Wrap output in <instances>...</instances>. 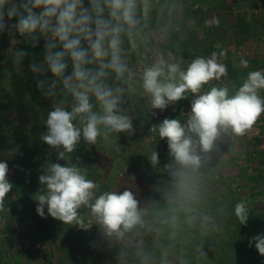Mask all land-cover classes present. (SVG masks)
<instances>
[{
    "label": "clouds",
    "instance_id": "9594fccd",
    "mask_svg": "<svg viewBox=\"0 0 264 264\" xmlns=\"http://www.w3.org/2000/svg\"><path fill=\"white\" fill-rule=\"evenodd\" d=\"M137 7L138 0H88V6L84 0H0V32L14 29L33 47L41 37L45 39L43 62L31 63L29 70L39 76L50 72L53 77L51 81L37 80V88L54 101L44 121L47 132L40 139L58 150V159L73 153L81 137L94 145L109 132L132 134L131 118L122 114L119 96L104 80L109 71L123 77L128 70L121 55L122 36L127 35L132 42L140 23ZM143 11H148V0H143ZM13 18L17 22L9 24ZM204 23L210 27L219 20ZM27 55L16 50L14 64L19 65ZM69 62L71 73L66 74ZM241 64L248 67L247 60ZM227 74L216 52L208 58L197 56L187 67L160 59L143 71L142 88L153 109L164 110L188 94L194 97L186 121L165 118L158 125L159 138L166 139L173 160L165 167L172 169L177 187L183 191H192L190 174L201 167V154L219 151L217 142L225 135L243 136L264 113V98L259 95L264 90V70L250 71L238 87L225 84L202 91ZM67 97H71L70 106H66ZM97 105L99 111L94 110ZM150 161L153 166L159 163L157 152ZM8 172L7 162L0 161V209L13 189ZM38 179L44 191H37L33 199L42 218H46L47 207L52 218L83 227L79 209L87 206L109 236H122L141 223L142 213L133 192L105 191L97 196L100 185L77 166L51 163ZM234 213L240 224L246 225L249 216L244 201L235 205ZM253 243L264 256V233L251 237L249 246Z\"/></svg>",
    "mask_w": 264,
    "mask_h": 264
},
{
    "label": "rangeland",
    "instance_id": "374dc122",
    "mask_svg": "<svg viewBox=\"0 0 264 264\" xmlns=\"http://www.w3.org/2000/svg\"><path fill=\"white\" fill-rule=\"evenodd\" d=\"M190 1L188 0L187 5L173 6L172 4L176 2L169 3L171 2L170 0H148V11L145 14L143 11V0H138L137 16L140 23L134 32L132 42L130 43L127 35L122 36L121 55L128 70L123 77H117L113 73L111 79L107 76L104 81L119 96L120 101H127V107H124L122 103H120L119 107L122 110V114L128 115L131 118L133 124L131 135L127 132H109L104 141L111 149V154H118L121 160L120 173L122 174L113 172L109 174L108 178H102L99 181L93 179L94 182L100 185L96 190L97 196L105 191L113 192L112 183L117 194L122 193L124 190L133 192L139 202L138 206L142 213L141 220L144 221L146 226H159L163 229V234L166 233L165 230H169L168 233L174 231V235H177L181 242H184L187 237L185 236L184 227L199 224L196 222V224H193L194 221L186 216V212H190V208L187 211L176 209L177 207L188 208L186 203L183 202L184 200L181 199V202L177 201L175 204L171 202L172 195L178 191L183 193V190L177 187V178H171L164 170V166L172 164L173 160L169 155L166 139L163 141L158 140L156 135L158 134V125L165 118L175 116L181 110H187L189 112L191 108L186 101L194 97L188 94L186 99L175 102L164 110L153 109L148 95L142 88L143 71L146 67L152 66L158 60L163 59L160 54L158 42L166 43L170 41L176 51L180 50V46H187L190 48L189 51L192 50L194 52L188 54L194 57L199 56V50L197 49L198 52L196 51V46L200 48V45H204L201 37H203L206 31L208 33H214L221 29L226 33L229 31L224 26L223 18L225 16L221 14L222 12L229 11L230 14L234 12V17H240L246 13L243 10L244 3L247 2L251 5L250 0L236 1L235 5L232 6L229 3L232 2L231 0H192V5ZM13 2L19 3V0H13ZM84 3L85 6H88V0H84ZM237 3L240 4L238 5ZM232 7H234V10L231 9ZM248 7H245V9H248ZM213 15L219 20V24L210 27L205 26L204 21L213 19ZM5 19L7 20V17ZM7 22L9 24H15L17 21L15 18ZM167 24H171L170 26H173L175 31L178 32L176 39L169 37V27L166 26ZM155 25L158 27H155ZM197 31L199 32L198 38L193 42V39H195L194 35ZM218 33L220 32L218 31ZM0 39L3 45L2 52L4 55L6 54L7 58V62L5 63L6 68H0L2 71L8 70V75L4 74L2 79V83H5V88L11 90V84H14L19 88L20 99H24L26 95H29L32 96L34 101L39 98L53 100V98L45 97L37 88L38 79H47L49 81L53 79L52 75H50L51 73L48 72L44 76H39L29 70V65L31 64L29 62L30 59H33L35 63L43 62L45 39L41 37L38 44L33 47L30 41L25 37H21L14 29L0 32ZM146 41L151 43L149 49L151 48L154 52L152 57L146 56L144 48L140 47ZM214 47L218 48L219 45L215 44ZM6 50L9 52L6 53ZM16 50H23L28 53L19 65L14 64V53ZM179 55L177 56L179 57ZM166 62H173L171 56L167 58ZM190 62L191 60L188 59L184 67H187ZM19 72L21 73L19 74ZM29 86L32 89H29ZM96 111H99V109H96ZM32 125L30 128L19 129V131L21 130L23 132L22 135L24 136L21 139L22 143L19 142L21 144L20 150L15 149L13 142L9 141L7 134L3 143L0 144L2 147L0 151L2 159L0 161L7 162L9 168L7 178L13 184V189L9 192L4 202L10 201L11 206L0 210V241H3L2 237L4 232L9 236L8 234H10L14 227L13 222L17 221V225L23 228L24 231L29 232L28 230L33 229L31 235L26 232L24 233L25 236L24 234L22 235V242L25 244L29 240L33 239L35 241V239L41 238L40 235L42 232L45 234H43L45 240L51 241L56 236L58 238L62 237V233L64 234V232L67 233L70 231L69 233H73L75 241L78 243L81 251H83L80 253V259L82 260L80 264H166L163 259L153 255V253L150 254L147 246L140 239L136 238L135 234L130 230L124 232L122 236H116L115 234L112 236L107 235L103 226L91 214V210L87 206H82L79 209V215L83 218L84 222L83 227L77 224H63L61 221L52 218L47 214V207H45L46 218L38 215L36 212L37 202L33 199V196L39 190L41 192L44 191L43 186L39 183L38 177L43 174V171L51 163L77 166L86 174L87 178L88 168H91L92 163L86 164L85 159H80V157L78 159L76 149L73 153L66 154L65 159H58V150L50 148L46 143L44 145L48 149L46 151L47 154H43L46 156V159H41V154L37 150V146L42 142L38 131L39 129L37 126ZM102 131L107 130L102 129ZM235 138L236 136L221 145L218 141L217 146L220 150L214 149L209 154L212 155L209 157V160L206 159L205 154H201V167L196 172L190 174L191 193H193V189L196 187L199 189V192H206L209 187L207 185L208 181H211L215 185L221 183L227 190L229 189L231 192L239 193L244 197L247 195L253 197L259 196V191L255 188L258 183L257 178L250 176L255 171L251 169L250 165H246L244 159L241 157L243 151H251V148L242 139L236 140L235 144ZM237 146L241 149L237 148ZM153 152L158 153L159 159V163L155 166L150 161ZM9 156L13 158V161L9 160ZM37 159L41 160V167L36 166ZM239 160H241V163L238 162ZM131 163L134 165L130 166ZM254 163L259 164V167H261L257 173L264 174V153H260L258 162L255 161ZM101 164L98 167L101 166L99 169L102 168L103 170L104 165L102 166ZM135 166H139L142 176L135 175L138 172L136 169H132ZM129 176L138 177V179L133 180V177L128 178ZM120 178H128L130 181L126 180V183L120 182ZM143 178L147 181L151 179L160 181L161 183L156 184L154 187L158 188V190L150 188ZM20 194L24 195V198L20 199ZM27 203L31 206L30 209L25 208ZM23 204L24 206L21 207ZM190 205L194 204L191 203ZM26 210L32 211L31 213L34 214L33 220L27 217L28 212ZM192 210L195 211V209ZM165 211L168 214L166 216L163 214ZM193 217H198L199 220L204 219L202 214L197 216L193 215ZM86 219H91L89 229L86 228ZM163 219H169V221L166 222ZM208 221V218L207 220L205 219L206 225L210 227L211 224H207ZM195 227L199 229V233L203 231L201 229L202 227ZM260 230L262 229L256 226H248L243 234L246 239H249L262 233ZM202 235H205V232ZM216 238L217 246L220 243H223L225 246L228 243L226 241H233L228 235H219ZM245 249H248L247 246L240 247V250ZM229 253L235 256L237 251L231 250ZM230 256H221L220 254L219 259H222L221 263L225 264ZM260 263L264 264V261Z\"/></svg>",
    "mask_w": 264,
    "mask_h": 264
},
{
    "label": "trees",
    "instance_id": "16d2710c",
    "mask_svg": "<svg viewBox=\"0 0 264 264\" xmlns=\"http://www.w3.org/2000/svg\"><path fill=\"white\" fill-rule=\"evenodd\" d=\"M156 1V0H151ZM174 4L173 6L178 5H187L188 0H170ZM237 0H232V2H236ZM191 5L193 1H190ZM189 3V4H190ZM154 4V3H153ZM152 4V5H153ZM170 5V4H169ZM15 18H13L14 20ZM17 21V18H16ZM159 23V21H158ZM157 23V24H158ZM171 25V24H170ZM167 24L166 26L169 27V37L171 39H176L178 36V32L175 31L173 26ZM155 27H158L155 25ZM151 42V41H150ZM154 42V41H153ZM149 42H143L140 47H143L146 56L152 57L154 55L153 50H151ZM160 54L162 58L166 61L169 56L173 54L176 55V50L171 42L160 43ZM1 39H0V68H6L5 63L7 62L6 54L2 52ZM9 51L6 50V53ZM140 55V54H139ZM30 63H33L34 60L30 59ZM92 67H96L93 65ZM0 69V144L6 138V134L8 135L9 141L13 142V146L16 150H20V146L22 143L21 139L24 138L22 135V131L20 132L19 129L30 128L32 126H37L38 131L41 134L47 132L46 125L44 121L47 119V114L49 111L52 110V99H41L38 100L32 99V96L26 95L24 99H20L19 95V88L16 87L14 84H11V90L5 88V83H2V79L4 74L8 75V70L2 71ZM16 70V69H15ZM21 72H19L20 74ZM71 73V64L69 62V68L66 70V74ZM113 72L109 71V78L111 79ZM51 75V74H50ZM7 78V76H5ZM106 79V78H105ZM105 81V80H104ZM3 85V86H2ZM31 87L29 86V89ZM32 89V88H31ZM26 94V93H25ZM21 101V102H20ZM93 104L95 105V99L92 100ZM124 107H127V101H120ZM71 104V97L66 98V106H70ZM99 109L97 105L94 110ZM30 112H29V111ZM255 133V135H254ZM257 133V134H256ZM242 141L247 144L251 148V151H243L241 157L244 159V163L246 165H250L253 172L250 176L257 178V185L255 188L259 191L258 197L253 196H243L239 193L231 192L229 189L227 190L226 187L220 184H214L211 181H208V190L206 192H199L198 188L193 189L192 191H183L177 192L172 195L171 202L173 204L177 203V201L181 202V199L184 200L183 202L186 203L188 208H176L180 211H187L190 208V212H186V216L194 221L193 224L199 225H187L185 230L186 240L181 242L177 235H174V231L165 230L168 234H163L159 226L156 227H147L144 221L141 220V223L134 226L130 231L135 234V237L140 239L143 244L147 246V250L150 254L163 259L164 263L166 264H222V259H219V256H226L231 255L225 264H262L261 261H264V256H261L255 248V244L253 243L249 246V239H246L245 235L243 234L244 230L248 226H256L260 228L262 233H264V174L257 173L259 168V164L254 163L255 161L258 162L259 154L264 153V117L262 119H258L256 123L249 129L247 132L240 136ZM158 140L159 135H156ZM165 140V139H163ZM162 140V141H163ZM105 137L101 136L98 138L97 143L94 145L88 144L84 141L83 137H81L80 142L76 147L77 151V158L85 159L87 162L86 164L92 163L91 168H88V178L95 179L96 181L102 180V178H108L109 174L115 172H121V160L118 154H111V149L104 143ZM220 145L224 144L223 138L219 140ZM44 142H41L37 146L38 153L41 154V159H46V156L43 155L48 150ZM2 147L0 146V151ZM113 153V152H112ZM118 153V152H117ZM47 154V153H46ZM111 154V155H110ZM205 154L207 160H209V155ZM2 155L0 154V159ZM13 158L9 156V160ZM79 159V158H78ZM13 161V160H12ZM46 161V160H45ZM102 162V164H101ZM134 162V161H133ZM236 162V161H235ZM14 163V162H13ZM102 166L104 165V169H99V164ZM254 163V164H252ZM50 164V163H48ZM42 162L40 159L36 160V166L41 167ZM124 165V164H123ZM134 165L131 163L130 166ZM86 168V167H85ZM106 168V169H105ZM264 168V167H263ZM87 169V168H86ZM132 169H136L138 172L135 175H141L139 166L132 167ZM100 170V171H99ZM135 170V172H136ZM164 170L166 171L167 175L171 178H174L172 175V169L166 168L164 166ZM137 175V176H138ZM142 176V175H141ZM133 176H129L131 178ZM120 178V182H125L126 180L130 179ZM138 177H133V180H137ZM144 179V178H143ZM149 185L150 188L158 190V188H154L156 184H160V181L156 179L146 180L144 179ZM107 181V180H105ZM139 182H141L139 180ZM254 183V182H253ZM154 185V186H153ZM112 186L114 187L113 183ZM112 187V191L116 192L115 188ZM172 188V187H171ZM120 189V188H119ZM162 192V191H158ZM24 198V195L20 194V199ZM244 201L247 206L248 210V220L246 225L240 224L239 220L235 216L234 208L235 205L240 202ZM194 205H190V204ZM11 206L10 201L4 203L3 208H8ZM21 205V207H23ZM31 206L25 205L26 209H30ZM192 209H195L192 210ZM1 210V209H0ZM27 211V210H26ZM30 220H33L34 214L31 213L32 211H27ZM164 216L168 215L165 211ZM204 219L199 220L198 217H193V215H201ZM209 219L206 225L205 219ZM164 221H169V219H163ZM196 222V223H195ZM195 226L202 227L203 231L199 233V229ZM205 232V235H202ZM161 234V235H160ZM261 234V233H259ZM164 235V236H162ZM219 235H228V237L233 239V241H226L227 245L224 246L223 243H220L217 246V238L216 236ZM176 236V237H175ZM252 236V235H251ZM210 238V239H209ZM244 238V239H241ZM231 245V246H230ZM247 246L248 249L240 250V247ZM237 251V254L233 256L230 251ZM223 251L222 253H220ZM165 254V255H163ZM225 254V255H223Z\"/></svg>",
    "mask_w": 264,
    "mask_h": 264
},
{
    "label": "crops",
    "instance_id": "0c3cea01",
    "mask_svg": "<svg viewBox=\"0 0 264 264\" xmlns=\"http://www.w3.org/2000/svg\"><path fill=\"white\" fill-rule=\"evenodd\" d=\"M250 1L251 5L247 2L244 3V6L242 5L246 13L240 17H234V12L231 13L232 15L229 11L221 13L225 16L222 17H224V26L229 30L227 33L223 29L218 30L220 33L218 31L214 33H208L206 31L203 37H201L204 45H200V48L196 46V51L197 49L199 50V56L208 58L212 52H216L219 62L226 65L228 72L227 76L222 77L220 81L213 80L208 85H205L202 91L210 90L213 86H222L225 84H228L229 87L233 84L238 87L250 71L264 70V0ZM229 3L232 6L236 2ZM237 4L239 5L240 3ZM245 7H248V9H245ZM233 8L231 9L234 10ZM213 18H215L214 15ZM198 35L199 32L197 31L194 35L195 39H193V42L197 40ZM215 44H218L219 47L215 48ZM189 49L187 46H180V50L176 51V55L173 54L171 56L172 63L179 62L184 67L188 59L191 61L194 60L197 56L194 57L188 54L194 53L192 50L189 51ZM221 52L225 53V55L220 56L219 54ZM242 60L248 61L247 68L241 64ZM259 95L264 98V90H261ZM192 99L186 101L190 105V108ZM186 111L181 110L179 114L177 113V115L171 116L170 119L172 117L178 118L184 122L190 113V110L189 112ZM262 117H264V113L258 119H262ZM233 137L235 136L225 135L222 138L227 143ZM239 139L241 137L236 136L235 144L236 140ZM238 146L237 148L241 149ZM241 160L238 162L241 163ZM16 222H13L14 227L10 234H8L9 236L5 232L3 233V241H0V264H80L82 262L80 253L83 251H81V248L75 241L73 233H69L70 231L67 233L64 232V234L62 233V237L60 238L56 236L52 241L45 240V234L42 232L40 236L43 240L39 237L35 241L33 239L29 240L30 242L28 241L25 244L22 242V235L26 231L20 228ZM28 231L26 233H30L31 235L33 229L31 228ZM70 234L72 235L70 236Z\"/></svg>",
    "mask_w": 264,
    "mask_h": 264
},
{
    "label": "built area",
    "instance_id": "2783aa9c",
    "mask_svg": "<svg viewBox=\"0 0 264 264\" xmlns=\"http://www.w3.org/2000/svg\"><path fill=\"white\" fill-rule=\"evenodd\" d=\"M257 134V133H256ZM91 223V219H86V228L89 229ZM89 234V233H88Z\"/></svg>",
    "mask_w": 264,
    "mask_h": 264
}]
</instances>
